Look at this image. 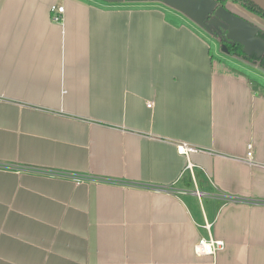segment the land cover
<instances>
[{
  "label": "crops",
  "instance_id": "crops-1",
  "mask_svg": "<svg viewBox=\"0 0 264 264\" xmlns=\"http://www.w3.org/2000/svg\"><path fill=\"white\" fill-rule=\"evenodd\" d=\"M115 3L0 0V264H264L258 64Z\"/></svg>",
  "mask_w": 264,
  "mask_h": 264
},
{
  "label": "water",
  "instance_id": "water-1",
  "mask_svg": "<svg viewBox=\"0 0 264 264\" xmlns=\"http://www.w3.org/2000/svg\"><path fill=\"white\" fill-rule=\"evenodd\" d=\"M105 2H122L125 0H102ZM167 5L183 12L198 25L211 34H222L227 31L226 38L240 43L243 51L251 56L255 54L264 60V37L258 35L260 28L250 21L231 13L218 5L217 0H162ZM264 10V0H252Z\"/></svg>",
  "mask_w": 264,
  "mask_h": 264
},
{
  "label": "rangeland",
  "instance_id": "rangeland-1",
  "mask_svg": "<svg viewBox=\"0 0 264 264\" xmlns=\"http://www.w3.org/2000/svg\"><path fill=\"white\" fill-rule=\"evenodd\" d=\"M130 1L131 0H125V1H122V2H117L115 4H122V3H127V2L129 3ZM149 1H151V0H149ZM156 2L159 3V4H162L164 6V8H166V9H170V10L179 12L180 14L186 16V18L188 17L183 12H181V11H179V10H177V9L169 6V5H167L162 0H156ZM112 4H114V3H112ZM231 9L233 11H236L237 13H239L242 17H244L246 20L250 21L253 25L258 26L259 28L263 29V31H264V19L261 18V17H259V14H257V13H251L249 10H246V9L242 8V6L239 5V4L236 5V6L235 5H232V8ZM192 22H194V21H192ZM194 23L197 24L196 22H194ZM198 27L201 30H205L206 31L205 33H206L207 39H208L209 43L211 44L212 49H213V52L215 53V55L218 56V57H221L222 56L225 59H229V57H227V56L230 53H228L224 49V46H222V36H217L215 34H211L209 31H207L206 29H204L200 25H198ZM230 55L236 56V58L243 60V57L240 56V55H235V54H230ZM246 64L249 67L252 66L251 67L252 69H256L259 72V74L262 75L263 79L260 78L259 76H255L256 80L264 81V65H262L260 63H256L258 65H255L253 63H250V64L246 63ZM258 87L259 88H264V85H262V86L261 85H258Z\"/></svg>",
  "mask_w": 264,
  "mask_h": 264
},
{
  "label": "built area",
  "instance_id": "built-area-1",
  "mask_svg": "<svg viewBox=\"0 0 264 264\" xmlns=\"http://www.w3.org/2000/svg\"><path fill=\"white\" fill-rule=\"evenodd\" d=\"M64 6L62 5H53V18L57 21H61L63 16L61 13L64 12ZM252 147V146H250ZM196 149L191 146H182L181 151L190 152L195 151ZM253 157L252 148L248 151V159L251 160ZM80 182V178H78ZM210 226V225H208ZM226 246V242L222 239L216 238L215 236H210L209 238L201 237L195 246V251L198 255H216L220 250H223Z\"/></svg>",
  "mask_w": 264,
  "mask_h": 264
},
{
  "label": "trees",
  "instance_id": "trees-1",
  "mask_svg": "<svg viewBox=\"0 0 264 264\" xmlns=\"http://www.w3.org/2000/svg\"><path fill=\"white\" fill-rule=\"evenodd\" d=\"M221 1L226 2L228 0H221ZM233 1L239 2L243 5H245L250 10H252L255 13L264 17V10L261 9L258 5H256L252 0H233ZM222 46H224V49L230 54L240 55L249 61H252L255 63H260V64L264 65L263 58H258L256 55H251V56L247 55L243 51V46L240 43L230 42V41H224V42L222 41Z\"/></svg>",
  "mask_w": 264,
  "mask_h": 264
},
{
  "label": "flooded vegetation",
  "instance_id": "flooded-vegetation-1",
  "mask_svg": "<svg viewBox=\"0 0 264 264\" xmlns=\"http://www.w3.org/2000/svg\"><path fill=\"white\" fill-rule=\"evenodd\" d=\"M218 1V5L219 6H223V7H225L226 9H228L231 13H233V14H236V15H238V16H241L239 13H237L236 11H233L231 8H232V5H241L242 6V8H244V9H246V10H249L251 13H255L254 11H252V10H250L249 8H247L245 5H243V4H241V3H239V2H235V1H233V0H228V1H226V2H222L221 0H217ZM242 17V16H241ZM259 17H261V18H264V17H262L261 15H259ZM242 18H244V17H242ZM245 19V18H244ZM222 31H223V33L222 34H219V35H217V36H222V41L224 42V41H230V40H228L227 38H226V34H227V31L226 30H224V29H222ZM216 35V34H215ZM258 35H260V36H262V37H264V31H263V29H261L260 28V30H259V32H258ZM231 42V41H230ZM253 55H255V54H253Z\"/></svg>",
  "mask_w": 264,
  "mask_h": 264
}]
</instances>
